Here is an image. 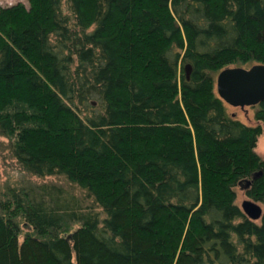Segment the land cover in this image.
Masks as SVG:
<instances>
[{"label":"trees","instance_id":"trees-1","mask_svg":"<svg viewBox=\"0 0 264 264\" xmlns=\"http://www.w3.org/2000/svg\"><path fill=\"white\" fill-rule=\"evenodd\" d=\"M247 63H264V0L1 5L0 136L85 197L8 189L0 264H264V211L236 200L260 171L243 188L264 207V101L248 124L216 88Z\"/></svg>","mask_w":264,"mask_h":264},{"label":"rangeland","instance_id":"rangeland-1","mask_svg":"<svg viewBox=\"0 0 264 264\" xmlns=\"http://www.w3.org/2000/svg\"><path fill=\"white\" fill-rule=\"evenodd\" d=\"M18 1H22L28 4V0H0L1 5H9ZM66 4L67 0H63ZM247 63L246 66H249ZM217 76V75H216ZM245 106L244 108L240 106H233L227 103V111L229 115L236 116L242 121L248 124H255L254 112L256 107ZM256 151L264 158V130L258 136V141L256 145ZM41 183H56L61 184L70 191L76 193L77 195L84 196V191L76 184L70 183L62 175H48V176H38L32 172L25 169L20 165L16 159L13 157L11 150L8 145V141L5 137L0 136V200L4 202L6 200V192L10 188H17L20 186H37ZM249 198L244 191L243 187H237V203L241 205L242 201ZM91 199L87 198L85 201L86 205L91 204ZM22 235L25 232H32V230L25 226L24 222H21Z\"/></svg>","mask_w":264,"mask_h":264},{"label":"water","instance_id":"water-1","mask_svg":"<svg viewBox=\"0 0 264 264\" xmlns=\"http://www.w3.org/2000/svg\"><path fill=\"white\" fill-rule=\"evenodd\" d=\"M191 65H186L189 78ZM216 88L219 96L233 106H253L264 101V63H254L250 66H228L221 69L216 76ZM261 172H255L252 179ZM252 179H246L241 187H247ZM243 211L252 219L261 218L263 205L251 198L241 203Z\"/></svg>","mask_w":264,"mask_h":264}]
</instances>
